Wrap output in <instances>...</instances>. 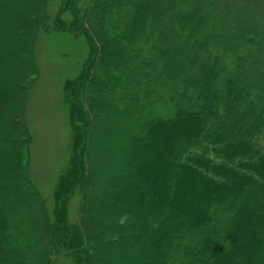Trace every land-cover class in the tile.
<instances>
[{
    "label": "trees",
    "instance_id": "trees-1",
    "mask_svg": "<svg viewBox=\"0 0 264 264\" xmlns=\"http://www.w3.org/2000/svg\"><path fill=\"white\" fill-rule=\"evenodd\" d=\"M56 32L87 51L49 196L27 105ZM0 70V264H264V0H0Z\"/></svg>",
    "mask_w": 264,
    "mask_h": 264
},
{
    "label": "rangeland",
    "instance_id": "rangeland-1",
    "mask_svg": "<svg viewBox=\"0 0 264 264\" xmlns=\"http://www.w3.org/2000/svg\"><path fill=\"white\" fill-rule=\"evenodd\" d=\"M86 48L84 41L62 32L45 35L38 44L39 73L27 105L32 134L30 157L33 174L49 196L68 169L72 153L73 131L63 101V83L77 74L76 60L86 54ZM2 73L0 70V84L4 80ZM118 146V139L113 138L112 151L117 153ZM77 208V199H74L70 208L72 215ZM60 263L64 264L62 260Z\"/></svg>",
    "mask_w": 264,
    "mask_h": 264
}]
</instances>
